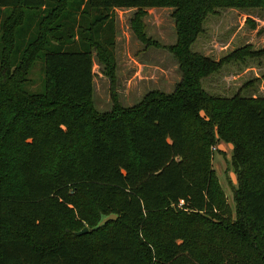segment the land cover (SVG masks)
<instances>
[{
	"label": "trees",
	"instance_id": "1",
	"mask_svg": "<svg viewBox=\"0 0 264 264\" xmlns=\"http://www.w3.org/2000/svg\"><path fill=\"white\" fill-rule=\"evenodd\" d=\"M165 6L181 80L98 112L92 52L115 63L114 10H138L144 41L142 10ZM255 7L264 0H0V264H264V97L201 86L264 48L218 61L190 48L216 8ZM34 59L38 94L23 88ZM218 141L232 147L233 208L212 167ZM9 172L22 188L2 187ZM77 216L92 230L76 235Z\"/></svg>",
	"mask_w": 264,
	"mask_h": 264
},
{
	"label": "rangeland",
	"instance_id": "2",
	"mask_svg": "<svg viewBox=\"0 0 264 264\" xmlns=\"http://www.w3.org/2000/svg\"><path fill=\"white\" fill-rule=\"evenodd\" d=\"M172 10L170 6L142 10L140 24L144 41L132 26L138 10H114L115 63L105 64L95 51L92 52L94 76L91 102L98 112L109 111L114 102L125 107L134 105L152 90L169 93L181 80L179 63L166 49L176 40ZM243 46H249L251 51L264 48V8H216L205 18L202 32L190 48L218 61ZM41 66L42 61L35 59L29 65L23 84L28 92H43ZM201 86L207 93L221 97H231L236 93L250 98L264 97V55L225 62L204 77ZM211 150L212 167L227 196L226 201L233 208V189L237 183L231 166L232 147L218 141ZM2 187L12 191L22 188V183L9 172ZM78 217L70 227H88Z\"/></svg>",
	"mask_w": 264,
	"mask_h": 264
},
{
	"label": "water",
	"instance_id": "3",
	"mask_svg": "<svg viewBox=\"0 0 264 264\" xmlns=\"http://www.w3.org/2000/svg\"><path fill=\"white\" fill-rule=\"evenodd\" d=\"M116 218H117L116 214H109V215L103 216L94 229H97V228L103 226L108 221L115 220ZM91 230L92 229H89L88 227H84L81 230L75 232V234L76 235H81V234H85V233H87V232H89Z\"/></svg>",
	"mask_w": 264,
	"mask_h": 264
}]
</instances>
